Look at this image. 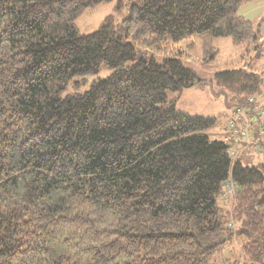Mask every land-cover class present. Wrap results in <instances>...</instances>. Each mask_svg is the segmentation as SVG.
Returning a JSON list of instances; mask_svg holds the SVG:
<instances>
[{
    "label": "trees",
    "instance_id": "1",
    "mask_svg": "<svg viewBox=\"0 0 264 264\" xmlns=\"http://www.w3.org/2000/svg\"><path fill=\"white\" fill-rule=\"evenodd\" d=\"M114 1L0 0V264H215L235 238L243 259L225 264H264V161H233L207 134L216 120L174 110L166 93L201 84L194 71L136 53L197 37L206 64L230 37L258 60L261 34L237 12L253 0H134L79 32ZM101 66L113 73L81 93ZM215 77L240 104L260 94L249 65Z\"/></svg>",
    "mask_w": 264,
    "mask_h": 264
},
{
    "label": "rangeland",
    "instance_id": "2",
    "mask_svg": "<svg viewBox=\"0 0 264 264\" xmlns=\"http://www.w3.org/2000/svg\"><path fill=\"white\" fill-rule=\"evenodd\" d=\"M133 2L134 0H115L112 3L98 5L93 10H88L79 17L75 25L81 34L89 35L95 32L106 18L112 17L115 22L120 23L126 18L127 7ZM237 12L240 16L251 21L254 28L261 34L260 42L263 47V55L258 60L252 61L251 58L254 52L247 54V46L234 45L230 37L215 38L213 40L216 58L213 62L206 64L203 62L201 41L197 37L185 40L165 51L148 47H136V53L139 58L152 60L158 65H163L167 59L176 58L186 68L194 71L201 80V84L183 89L178 93L168 91L166 93L167 101L174 102V110L178 113L189 117H199L204 120H216L217 124L212 133L210 130L207 131L211 139L219 140L222 136H228L227 124L228 120L232 118V112L241 107H246L245 104H240L228 89L217 84L216 74L241 69L245 65H249V68L261 78L260 93L262 95L259 101L264 98V0H253L243 3ZM176 52L180 54L174 55L173 53ZM112 73L113 70L109 67L101 66L97 74L86 78L87 83L80 89V92L86 91L94 80L107 78ZM72 90V87H69L66 94L72 92ZM259 96L260 94L252 98L259 103L257 100ZM221 133L224 135H221ZM261 146H263L261 150L256 149L255 151L259 155L263 154L258 156L257 160H251V164H247L249 167H259L264 161V145ZM256 147H259V145ZM242 259L243 251L239 240L235 238L216 255L215 264H225L233 260L242 261Z\"/></svg>",
    "mask_w": 264,
    "mask_h": 264
},
{
    "label": "built area",
    "instance_id": "3",
    "mask_svg": "<svg viewBox=\"0 0 264 264\" xmlns=\"http://www.w3.org/2000/svg\"><path fill=\"white\" fill-rule=\"evenodd\" d=\"M248 107H251L250 110L244 109L241 107L240 109L235 112L238 119H231L228 123L229 126V135L226 136L223 140L224 144L231 145L232 143H239L242 141L244 143L243 149H247L250 145V132L255 125H259L264 132V107L261 106L259 103L255 102L253 98L248 100ZM254 112L257 115L256 120H246L245 123H242L240 127L237 125V121H240L242 117H247L249 113ZM241 117V118H240ZM242 121V120H241ZM263 147L259 146L255 149L261 150ZM237 153L236 151L232 153L233 159H235ZM238 194V188L235 186L233 181L229 179L224 183V190L221 196L222 203L228 207L229 212L232 213L234 208V204L236 201V195ZM227 227L229 229H234L235 225L231 218L227 221Z\"/></svg>",
    "mask_w": 264,
    "mask_h": 264
},
{
    "label": "crops",
    "instance_id": "4",
    "mask_svg": "<svg viewBox=\"0 0 264 264\" xmlns=\"http://www.w3.org/2000/svg\"><path fill=\"white\" fill-rule=\"evenodd\" d=\"M261 95H262V93H260V96L257 98L258 101H259V98H261ZM259 104L264 107V98H262L259 101ZM244 109L250 110L251 107H248L246 105V107H244ZM235 112H237V109ZM235 112L234 111L232 112V118L231 119H238L239 118L237 115H235ZM256 118H257V115L254 112H251V113H249V115L247 117H242L241 118L242 121L241 120L237 121V125H238V127H240V125L242 123H245L246 120H256ZM230 120H228V123ZM227 126H228V124H227ZM227 128L229 130V126ZM214 129L215 128H212V130L210 129V132L212 133V131ZM225 130H226V127H225ZM221 135H224V134L221 133ZM226 136H224V137L222 136L219 140H221L223 142V140ZM249 136H250V139H249L250 145L248 146L247 149H243L244 143L242 141H240L239 143H232L231 145H229L230 153L232 154L235 151L237 153L236 161H240L245 166H249L247 164H251V160H257L258 156H261L263 154L262 153L261 155H259V153L257 151H255L256 150L255 148H257L256 147L257 145H259V146L264 145V142H263L264 141V132L262 131L261 127L259 125L253 126ZM223 190H224V185H223Z\"/></svg>",
    "mask_w": 264,
    "mask_h": 264
}]
</instances>
